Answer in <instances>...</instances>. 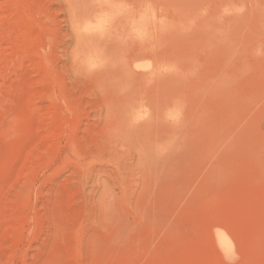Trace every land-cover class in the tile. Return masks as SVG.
<instances>
[{
  "label": "rangeland",
  "instance_id": "1",
  "mask_svg": "<svg viewBox=\"0 0 264 264\" xmlns=\"http://www.w3.org/2000/svg\"><path fill=\"white\" fill-rule=\"evenodd\" d=\"M0 264H264V0H0Z\"/></svg>",
  "mask_w": 264,
  "mask_h": 264
},
{
  "label": "bare ground",
  "instance_id": "2",
  "mask_svg": "<svg viewBox=\"0 0 264 264\" xmlns=\"http://www.w3.org/2000/svg\"><path fill=\"white\" fill-rule=\"evenodd\" d=\"M173 112H174V114L176 115V113L177 112H175L174 110H173ZM141 113H139V115H140ZM136 115H138V113L136 114ZM138 115V116H139ZM142 115V114H141ZM134 118H136V117H134ZM133 118V119H134ZM167 144V143H166ZM166 144L164 145V146H166ZM162 147V146H161ZM158 149H160V148H158ZM164 149H165V147H164ZM157 150V149H156ZM161 151V150H160ZM217 239V242H218V244H219V246L223 249V250H225V251H227V249H226V242H225V240H224V238L222 237V236H218V237H216Z\"/></svg>",
  "mask_w": 264,
  "mask_h": 264
}]
</instances>
